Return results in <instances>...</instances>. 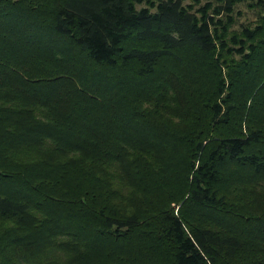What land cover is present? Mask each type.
Segmentation results:
<instances>
[{
	"label": "trees",
	"instance_id": "16d2710c",
	"mask_svg": "<svg viewBox=\"0 0 264 264\" xmlns=\"http://www.w3.org/2000/svg\"><path fill=\"white\" fill-rule=\"evenodd\" d=\"M192 1L0 0V264H264V0Z\"/></svg>",
	"mask_w": 264,
	"mask_h": 264
},
{
	"label": "rangeland",
	"instance_id": "374dc122",
	"mask_svg": "<svg viewBox=\"0 0 264 264\" xmlns=\"http://www.w3.org/2000/svg\"><path fill=\"white\" fill-rule=\"evenodd\" d=\"M187 2H193L192 0H187ZM243 9L245 10V16L243 17V21L245 20H249L251 18H254V12L250 9H248L247 7H243Z\"/></svg>",
	"mask_w": 264,
	"mask_h": 264
}]
</instances>
